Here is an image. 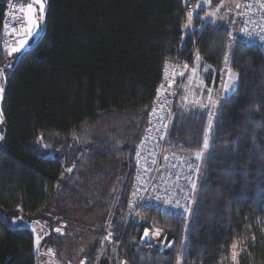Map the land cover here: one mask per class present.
<instances>
[{
    "label": "trees",
    "instance_id": "trees-1",
    "mask_svg": "<svg viewBox=\"0 0 264 264\" xmlns=\"http://www.w3.org/2000/svg\"><path fill=\"white\" fill-rule=\"evenodd\" d=\"M193 1L198 45L221 69L231 31L225 24L204 23L202 16L225 0ZM7 3L0 0V36ZM45 4L38 41L16 56L0 49V69L11 66L0 102L6 128L0 149V264H38L43 249L63 251L71 237L67 224L86 211L97 214L103 227L115 228L118 254L129 264H179L184 216L151 208L143 223L127 229V222L135 151L165 66L191 55L182 3ZM229 62L239 80L211 132L181 264H264V50L237 36ZM188 120L179 134L197 152L206 119ZM48 136L57 139L54 155ZM32 225L45 233L38 246ZM151 225L166 231L171 248L140 245ZM98 245L89 264L97 259Z\"/></svg>",
    "mask_w": 264,
    "mask_h": 264
},
{
    "label": "built area",
    "instance_id": "built-area-1",
    "mask_svg": "<svg viewBox=\"0 0 264 264\" xmlns=\"http://www.w3.org/2000/svg\"><path fill=\"white\" fill-rule=\"evenodd\" d=\"M180 1L192 37L191 55L187 60L170 61L165 66L161 86L151 105L147 130L135 151V179L128 200L127 229L131 225L143 223L146 209H157L169 215L187 214L186 209H190L194 197L197 152L187 146L188 143L180 136L179 130L189 118L204 116L205 140L209 135L208 124L214 119L216 86L222 70L206 60L202 47L198 45L193 22L198 12L197 5L193 0ZM27 5L23 0L8 1L0 49H12L22 38L27 26L26 21L22 22ZM21 8L23 12L19 10ZM228 12L229 7L221 20ZM237 15L241 29L238 41L264 50V0H248ZM229 74L232 85L236 86L239 73L232 68ZM184 148H188L191 154ZM177 200L183 207L168 206V201H172L174 205ZM147 229L152 240L146 243H152L161 237L168 240L164 229H159V237L154 236L158 228ZM144 237L143 233L142 239ZM172 243L173 241H168L165 250ZM116 264H128V261L117 254Z\"/></svg>",
    "mask_w": 264,
    "mask_h": 264
},
{
    "label": "rangeland",
    "instance_id": "rangeland-1",
    "mask_svg": "<svg viewBox=\"0 0 264 264\" xmlns=\"http://www.w3.org/2000/svg\"><path fill=\"white\" fill-rule=\"evenodd\" d=\"M247 1L248 0H225L220 10L218 9L214 11L211 15L210 13L205 14L204 16L205 18L202 17V20L204 21V23H211L215 26H217L218 24H225L230 29L231 48L228 51L229 54L227 56L228 57L227 62L221 68L222 74L219 80L217 81V86H216L217 94L215 96V114H214V119H212V121H210V123L208 124L209 135L204 140L200 151H197L196 153V162L198 163V165L196 166V171H197L196 184H195V190H194V197H193V200L190 206L191 211L187 212V214L184 216L186 218V223H185V228H184L185 236H184V240H182V247H181L180 254H179V264H181L182 262L183 251L185 248V243L187 240V235H188L190 224H191L192 213H193V209L195 206L197 192L199 189V184H200L201 176H202L203 162H204L205 156L207 155L209 147H210L209 145H210V140L212 136L211 132H212L214 123L216 121L218 111H219L221 104L223 103L225 98L229 94H231L232 91L236 87L232 85V79L229 74L230 71L232 70V66L230 65V62H229V57L232 52V47L234 43L236 42L237 36L239 38V32L241 33L240 20L237 14L240 11V9L244 7ZM32 4L37 10H39L38 5L35 4V0ZM228 7H229V12L225 15L223 20H221L223 14L225 13ZM200 28L202 29L203 27H200ZM41 34L42 32L39 31V34L33 38L34 40L31 46L34 45L38 41V39L41 37ZM25 40L27 41V39H24L20 41L18 45L20 46L21 43ZM31 46H29V48ZM10 50L11 49H6V52H9ZM1 98L2 97H0V102H1ZM0 135H2L5 139L6 128L2 124H0ZM4 139L0 141V149L3 147ZM46 139L49 143L48 145L50 148L49 153L51 155H54L55 153H57V151L53 150V146L57 143V139L51 136L46 137ZM45 145L47 144L45 143ZM69 168L70 166L68 167L67 165V170ZM113 217H114L113 213L112 215L108 216L109 223L112 221ZM83 218H85L84 224L80 222L81 220H83ZM73 219L75 220L74 222L76 224L79 223L78 225V227H80V229H78L79 232L82 233L84 229L83 235L80 236L79 232H75L76 227H75L74 222L68 223L67 225L70 227V231H71V233H69L71 234L69 235L71 237L68 240V247L67 246L63 247L62 248L63 251L61 252H56V250L53 248L43 249L42 252L43 253L45 252V253L41 256L39 264H89L90 256L92 255L94 248L98 244H99L98 245L99 249H98V253L96 254L97 259H95L94 264H97L98 261L102 259H107V258L109 259L110 264H116L118 247L121 242L115 240V237L117 235L115 228H111L110 225L103 227L100 221L98 220V215L95 213L88 214L87 211L84 213L83 212L75 213L74 216H72V220ZM143 221H144V217H143ZM63 226H66V225H63ZM153 227L156 229L158 228L155 225H151L149 228L153 230L152 229ZM33 229L35 231L36 244L38 246L45 233L40 227H33ZM158 229H161V228H158ZM37 238H39L38 243H37ZM142 240L143 239H141V242H140V245H142V247L149 248V249L159 248V250L161 251H165V248L167 247V242H168V240H164V237L158 238L154 240L152 243H146V242L144 243ZM172 246H173V243L171 247Z\"/></svg>",
    "mask_w": 264,
    "mask_h": 264
},
{
    "label": "snow or ice",
    "instance_id": "snow-or-ice-1",
    "mask_svg": "<svg viewBox=\"0 0 264 264\" xmlns=\"http://www.w3.org/2000/svg\"><path fill=\"white\" fill-rule=\"evenodd\" d=\"M35 4L38 5L39 7V13L41 18L43 17L44 14V2L43 0H35ZM21 12H23L24 10L21 8L19 9ZM36 12L37 9L33 6V4L29 3L27 5V12H26V16L24 18H22V22L26 21V23L29 25L28 29H27V37L29 39L34 38L36 35L39 34V29L41 27V25L37 22L36 20ZM27 41H23L20 45V47H14L11 49V52H8V55H11L13 52H20L21 48L24 47V44H26ZM11 66H7V69H0V97L3 96L4 93V83L3 81L6 80V76H5V71L10 70ZM4 123V115L2 110H0V124ZM4 139V137L2 135H0V141H2ZM44 147H48L47 145H44ZM69 171H71V169H69ZM168 206H174L176 208H180L183 207V205L180 204L179 200H177L175 202V204L173 205L172 201H168ZM186 211L190 212V209H186ZM26 223V222H25ZM34 231V230H33ZM57 231H59V229H57ZM161 235L160 230L157 229L154 233V236L159 237ZM144 236L145 237H149V233H148V229L145 228L144 230ZM150 238V237H149ZM39 242V238H37V243Z\"/></svg>",
    "mask_w": 264,
    "mask_h": 264
},
{
    "label": "crops",
    "instance_id": "crops-1",
    "mask_svg": "<svg viewBox=\"0 0 264 264\" xmlns=\"http://www.w3.org/2000/svg\"><path fill=\"white\" fill-rule=\"evenodd\" d=\"M24 1H26V3H28V4H29V3L32 4V3L34 2V0H24ZM32 1H33V2H32ZM204 5H205L206 7H208V2H205ZM44 8L46 9L45 0H44ZM221 8H222V6H221ZM219 10H220V9H219ZM214 11H215V10H214ZM214 11H208L206 14L210 13V15H211ZM26 12H27V10H26ZM26 12H25V15H26ZM44 13H45V10H44ZM204 16H205V15H203L202 17L205 18ZM43 18H44V14H43V17L41 18L40 13H39V10H37V12H36V20H37V22H38L40 25H42ZM28 27H29V25L27 24V26L24 28L23 36H22V38L19 40V42H20V41H22V40H24V39H27V43L24 45L23 48H21L20 52H22V51L28 49L29 46H31V44H32V42H33V40H34L33 38L29 39V38L27 37V34H26V33H27V29H28ZM39 31H40V29H39ZM19 42H18V43H19ZM18 43H17V45H16L15 47H20V46L18 45ZM9 52H11V50H10ZM20 52H13V53L11 54V56H16V55L19 54ZM6 53H8V52H6ZM33 227H39V226H38V225H32V226H30V228L32 229V231L34 230ZM33 233H34V235H35V231H33ZM36 245H37V244H36ZM38 264H39V263H38Z\"/></svg>",
    "mask_w": 264,
    "mask_h": 264
},
{
    "label": "bare ground",
    "instance_id": "bare-ground-1",
    "mask_svg": "<svg viewBox=\"0 0 264 264\" xmlns=\"http://www.w3.org/2000/svg\"><path fill=\"white\" fill-rule=\"evenodd\" d=\"M9 1V0H8ZM181 2V1H180ZM182 7H183V5H182ZM183 11H184V7H183ZM184 16H185V20H186V28L188 29V22H187V18H186V15H185V11H184ZM173 73H175V71L173 70L172 71ZM162 88H163V90H165V88H164V86H162ZM157 91H158V89H157ZM190 154V153H189ZM197 165H198V163H197ZM199 169V168H198ZM196 173H197V171H196ZM134 179H135V171H134V177H133V182H134ZM132 185H133V183H132ZM149 228V227H148ZM143 237V236H142ZM150 237V236H149ZM144 237V239H143V242H150L151 240H152V238L150 237ZM163 239V238H162ZM161 239V240H162Z\"/></svg>",
    "mask_w": 264,
    "mask_h": 264
}]
</instances>
